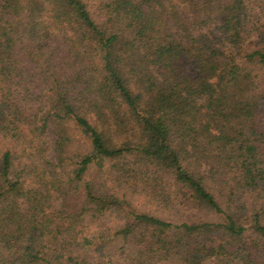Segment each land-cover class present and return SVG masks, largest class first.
<instances>
[{"label": "trees", "instance_id": "trees-1", "mask_svg": "<svg viewBox=\"0 0 264 264\" xmlns=\"http://www.w3.org/2000/svg\"><path fill=\"white\" fill-rule=\"evenodd\" d=\"M0 264H264V0H0Z\"/></svg>", "mask_w": 264, "mask_h": 264}, {"label": "rangeland", "instance_id": "rangeland-1", "mask_svg": "<svg viewBox=\"0 0 264 264\" xmlns=\"http://www.w3.org/2000/svg\"><path fill=\"white\" fill-rule=\"evenodd\" d=\"M53 139H54L53 133L50 132V133L48 134V136H47V140H48V143H49V146H50L49 155H50V157H52V158H54V153H53ZM150 211L153 212V213H156V214H161V215H163V216H166V215H164V212H163V211L160 212V211L157 210V209H151Z\"/></svg>", "mask_w": 264, "mask_h": 264}]
</instances>
